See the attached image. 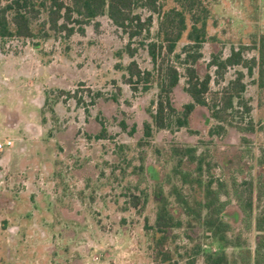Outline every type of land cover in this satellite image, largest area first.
Listing matches in <instances>:
<instances>
[{
  "label": "rangeland",
  "instance_id": "1",
  "mask_svg": "<svg viewBox=\"0 0 264 264\" xmlns=\"http://www.w3.org/2000/svg\"><path fill=\"white\" fill-rule=\"evenodd\" d=\"M197 2V13L202 14L203 7L208 10V34L213 35L202 44V57L193 66L199 78L211 76L204 94L206 106L189 115L187 128L158 130L151 125L147 136L146 110L155 111L151 102L159 100L158 82L166 65L178 74V86L169 95L174 109L179 112L191 100L183 90L188 64L179 65L173 54L158 48L156 70L147 53L148 45H158L154 34L159 17L174 6L172 0L156 1L159 14L148 5H132L130 16L138 15L143 28L140 31L132 23L130 29L139 33L130 41L105 14L80 25L82 33L77 29L69 36L60 33L48 39H0V140L13 141L12 152H0V264H186L185 251L194 243L190 238H197L202 229L183 226L160 233L153 228L159 201L154 195L157 182L151 179H158L160 172L166 177L163 196L175 205L169 190L178 185L179 176L172 173L177 157L170 150L195 148V154L203 156L205 174L209 164L212 177L221 178L230 190L232 178L238 186L243 185V176L251 180L264 173L256 164L264 160V90L253 83L255 75L242 78L249 113L242 107L231 115L225 111L221 123L225 133L209 134L218 124L210 107L222 104L224 89L239 71L246 73L242 65H233L217 74L211 56L219 53L223 58L232 47L242 46L245 58L256 55L252 46L264 33V0ZM185 36L186 32L174 54L186 44ZM128 42L137 48L133 57L123 51L118 56ZM133 60L140 71L150 73L149 79L142 75L127 81L125 67ZM249 124L252 132L236 128ZM66 136H73L72 145ZM232 154L242 157L223 166L222 156ZM242 163L250 174H240ZM194 166L177 165L181 171H192V178ZM197 188L193 184L190 193L183 189L191 206L193 199L201 198ZM257 205L255 201V209L262 212L264 199ZM230 215L237 220L236 211ZM238 230L233 229L231 236ZM240 234L247 241L251 262L255 231ZM202 247L207 243L203 241ZM159 249L169 252L170 262L156 257ZM228 253L235 264H246L245 252L229 249ZM94 255H99L97 261Z\"/></svg>",
  "mask_w": 264,
  "mask_h": 264
},
{
  "label": "trees",
  "instance_id": "2",
  "mask_svg": "<svg viewBox=\"0 0 264 264\" xmlns=\"http://www.w3.org/2000/svg\"><path fill=\"white\" fill-rule=\"evenodd\" d=\"M68 4L62 0H0V39L8 37H24V38H39L48 39L57 34L64 33L69 36L78 29L83 32L80 25L88 24L100 15L107 17L118 27L126 31L129 41L138 35V31L131 30L132 23H135L140 31L143 28L141 18L138 15H131L132 5L137 3L140 5H148L150 9L159 14L157 10V0H145V4H141L142 0H67ZM198 0H172L174 6H171L159 17L157 30L154 34V42L147 47V53L151 59L153 69L160 68L157 62V49L165 48L168 55L173 54V58L179 65L188 64L185 68L187 80L184 85V90L191 96L192 102L184 104L181 111L177 112L171 105L169 95L173 89L178 86V74L173 66L164 68V72L160 73V81L158 82L159 100L157 109L151 112V117L156 128H177L179 126H187L190 113L197 105H205L204 94L208 91L211 76L205 74L199 78L197 71L193 66L202 57V44L213 39V35L209 36L207 28L208 10L203 7L202 14L197 13L195 8L199 7ZM161 7V6H160ZM75 24L77 26H75ZM126 29H130L127 30ZM186 32V44L181 47L180 52L174 54L177 42L183 37ZM164 44V46H162ZM33 47L38 49L39 43L35 42ZM256 51V55L251 58L243 56L244 46L232 47L228 55L223 58L218 53L211 56L210 63L216 68L215 72L219 74L221 69L233 65H242L246 69V73L239 71L233 80L228 82L227 88L224 89L220 100L222 104H213L211 116L218 121L209 134L210 136L225 133V128L221 124L225 121L223 113L227 110L229 115L236 111V107H242L244 113H249L250 108L243 98L246 85L242 81L244 76L252 77L255 75V82L258 89L264 90V33L257 37L252 46ZM127 53L133 57L137 48H131L128 42L123 50L118 52ZM159 65V66H158ZM162 67V64H161ZM126 79L132 82L133 78L149 79V72H143L138 69L136 62L131 61L126 67ZM256 69V71H254ZM160 70V69H159ZM162 95L165 99L163 101ZM237 112V111H236ZM238 130L245 129L252 132L253 127L250 124L246 128L236 126ZM264 128V123H263ZM146 132H149V127L146 126ZM193 148L185 150L177 149L178 165H186L185 160L195 162V170L181 171L176 169L181 181L180 190L172 187L170 195H177V206L169 205L168 200L164 197L157 206L153 228L155 231L164 233L170 228L199 227L202 233L197 238H190L194 243L189 250L185 251L186 264H235V258L229 255L228 250L245 252L246 264H264V209L259 213L255 222V228L259 231L255 238V247L251 262L250 249L247 241L239 236L230 235L231 225L224 220L225 202L221 200L222 196H228V187L224 182L214 179L210 172V165H206L207 174L203 171L202 154H195ZM263 158L258 159V163L264 167ZM206 171V170H205ZM232 191L234 198L239 199L238 188L236 187L235 179L232 178ZM264 183V179L259 181ZM193 184L197 185V189L201 191V198L193 199V206L190 205L189 196L183 194V188L187 187L188 193L191 191ZM187 193V194H188ZM248 199L251 200V192ZM159 196V194H157ZM251 206L249 205L247 209ZM185 216L186 220L180 217ZM190 218V219H188ZM164 238V237H162ZM206 242L208 246L202 247V243ZM214 248V250H213ZM156 257L161 258V262H170L171 255L169 252H163L159 249ZM248 259V260H247ZM245 262V261H244Z\"/></svg>",
  "mask_w": 264,
  "mask_h": 264
},
{
  "label": "flooded vegetation",
  "instance_id": "3",
  "mask_svg": "<svg viewBox=\"0 0 264 264\" xmlns=\"http://www.w3.org/2000/svg\"><path fill=\"white\" fill-rule=\"evenodd\" d=\"M183 90H184V88H183ZM185 93H187V92L185 91ZM189 97L191 99L189 102H192V98H191L190 95H189ZM189 102H187V103H189ZM154 103L156 105V107H155V110H156L157 109L158 100L155 101V102L154 101L151 102V108H153ZM183 106H184V104H183ZM183 106H182V108H183ZM199 106H206V104L205 105H197V106H195L193 111H195L196 107H199ZM151 112H153L152 109H147L146 110L147 119H149V121L148 120L145 121L144 122L145 124L143 125L144 133H145L146 136L149 135V132H150L152 126H154L155 129H158L154 125V121H153V119L151 117ZM146 126L149 127V132L148 133L146 132L147 131L146 130ZM188 126H189V118H188L187 126L186 127L182 126V127L187 128ZM179 127H181V126H179ZM161 129H164V128H161ZM193 149L195 150L194 152L196 153L197 150L195 148H193ZM175 150H177V148H173V149L170 150L172 157H173V155H175L176 157L178 155L177 152H175ZM241 157H242V155H240V154H232V155H229V156L228 155H224V156H222V164H223V166L229 165V163L231 161L235 160L236 158L240 160ZM147 162L150 163V161L146 160L145 164ZM151 163L155 164L154 161L151 162ZM183 163H186L187 165H189V164H194L195 165V162L188 163L186 160ZM145 164L142 165V169H143V166H144V170H145ZM256 164L258 166L260 165L258 162ZM177 165H178V157H177V160H176V164L173 165V168H172V173L174 174L175 177L179 176L176 173V169H178ZM195 166H194L193 170H195ZM242 171H243V174H245V173L250 174L251 173L250 169L247 168V166H245V163H242V168L240 169V174L242 173ZM144 173H145V171H144ZM145 175L148 178H150V176L148 174L145 173ZM160 177H161V172H160V175H159L158 179L154 180V179L150 178L151 180L157 182L156 184L158 186L155 189L154 195L158 199V201H160L164 197L168 200V196H163L164 192H163V188H162V184L165 182L166 177L164 179L162 177L161 178ZM178 179H179V181H178ZM178 179H177V181L179 182L178 185L172 184L171 188L172 187H176L177 189L180 190V187H181L182 183L180 181V178H178ZM250 179L251 180L247 179V176H243V179H242L243 185L242 184H238V186L236 185V187L238 188V195H239V199H237V200L234 198L233 191L230 190L229 186L224 181V184L227 185L229 191H228V196H222L221 200H223L225 202V206H224V214L225 215L223 217H224V220H226L231 225V228H232L231 233L233 232V229H239L238 230L239 232L237 234H234V235H237V236H239L241 238L240 230L245 232V231H248L250 228H253L254 231H255V236H254V240H255V238L259 234V231H257L256 228H255V222H256V219H257V217L259 216V213H260V211L258 209H257L258 211L255 209V201H258V205H257V207H258L260 202H261V200H262V198L264 199V183H260L259 182L261 179H264V173L263 172H259V173H257V175H255L254 177H251ZM219 180L222 181L221 178ZM232 186L233 185L231 183V187ZM171 188H170V190H171ZM170 190H169V195H170ZM249 192H251V200L248 199V196L250 194ZM157 194H159V196H157ZM172 195H173L174 201H175V205L173 207H176L177 206V195L176 194H172ZM172 195H170V196H172ZM231 201H233V202H231ZM249 205L251 207L249 209H247V207ZM237 209H238V211H237ZM156 211H157V207H156ZM231 211H236V213L238 214V216H237L238 218H237L236 221H234L233 218L231 217V215H230ZM207 246H208V244H207ZM254 247H255V241H254ZM213 250H214V248H213Z\"/></svg>",
  "mask_w": 264,
  "mask_h": 264
},
{
  "label": "built area",
  "instance_id": "4",
  "mask_svg": "<svg viewBox=\"0 0 264 264\" xmlns=\"http://www.w3.org/2000/svg\"><path fill=\"white\" fill-rule=\"evenodd\" d=\"M12 146H13L12 139L4 138V139L0 140V152L4 151L6 149L12 148ZM99 251L100 252L104 251V248L100 247ZM98 258H99V255H94L92 259H93V261H97Z\"/></svg>",
  "mask_w": 264,
  "mask_h": 264
},
{
  "label": "crops",
  "instance_id": "5",
  "mask_svg": "<svg viewBox=\"0 0 264 264\" xmlns=\"http://www.w3.org/2000/svg\"><path fill=\"white\" fill-rule=\"evenodd\" d=\"M72 137H73V136H71V137L66 136V137H64V140H66V142H68L69 144L72 145V142H73V138H72ZM6 138H7V137H6ZM12 149H13V148H11V149L9 148V149H6V150H7V152H9V151L12 152ZM6 150H5V151H6ZM8 150H9V151H8ZM14 152H15V154H17L16 151H13V153H14ZM11 154H12V153H11ZM19 155H21V154H18L17 156H19Z\"/></svg>",
  "mask_w": 264,
  "mask_h": 264
}]
</instances>
